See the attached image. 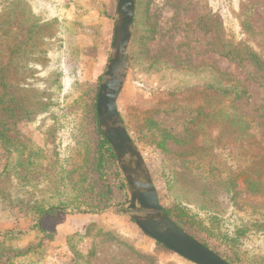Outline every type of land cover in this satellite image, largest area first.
I'll return each instance as SVG.
<instances>
[{
    "label": "rangeland",
    "instance_id": "374dc122",
    "mask_svg": "<svg viewBox=\"0 0 264 264\" xmlns=\"http://www.w3.org/2000/svg\"><path fill=\"white\" fill-rule=\"evenodd\" d=\"M105 3L114 15L118 0ZM75 4L86 7L88 0H0V78L18 85L31 84L30 88L16 90L18 96H27L47 89L52 71L61 73L60 83L53 88V105L41 114L25 118L19 112L12 114L9 104H0L1 128L6 135L17 143L42 150L41 165L30 175V183L19 180L12 169L1 174L7 162L12 161L0 151V190L10 194L7 196L10 200L0 204V235L10 230L29 232L25 240L7 243L11 253L37 244L35 232L30 231L34 220L30 210H19L20 201L47 204L59 189L58 167L67 157L73 129L66 107L68 100L76 96L77 81L94 97L109 61L114 32L105 38V24L91 12H77ZM149 5V20L155 34L148 39L147 48L149 57H159L160 62L152 68L135 61L129 65L118 110L145 161L162 207L187 206L207 223L200 230V239L216 252L225 254L226 235L250 219L252 206L259 208L255 217L264 218V195L248 191L242 172L243 165L250 157L256 159L260 150L252 144L255 140L250 138V132L244 135L240 129L225 134L242 135L241 143L237 144L225 139L227 145H233V151H238L240 159L236 155L230 160L225 154L215 155L211 149L193 145L199 139L206 143L204 137L210 140L212 127L206 116L202 117L200 126L194 121L196 95L180 90L208 81V68L214 67L246 86L249 99L240 103V108L256 117L253 130L259 128V123L264 124L263 74L247 61L237 62L222 54L230 42L250 45L258 51L264 49V0H151ZM31 29L34 33H29ZM141 35V27L134 26L131 55L136 49L137 56H141L139 44H135ZM103 47L104 59L99 57ZM23 51L32 53L25 56ZM13 53L18 54L19 61ZM23 63H28L30 68L20 73L18 66ZM35 101L32 100L30 108ZM149 120L195 147L183 157L161 152L151 139ZM120 174L126 183L121 171ZM229 174L237 175V180L227 187ZM128 206L95 215L59 214L46 221L44 228L55 235L53 241L45 242L44 259L38 264L70 263L73 254L66 238L76 232L82 236L76 239L78 250L84 261L88 259V264H152L143 256L154 253L156 241L125 214L130 212ZM209 216L215 218L210 221ZM246 248L251 253L264 250V235H250ZM160 257L161 264H192L174 253Z\"/></svg>",
    "mask_w": 264,
    "mask_h": 264
},
{
    "label": "trees",
    "instance_id": "16d2710c",
    "mask_svg": "<svg viewBox=\"0 0 264 264\" xmlns=\"http://www.w3.org/2000/svg\"><path fill=\"white\" fill-rule=\"evenodd\" d=\"M150 2L151 0H135L134 26L135 28L136 26L141 27L142 33L140 37L135 39V44H139L142 52L139 57L136 49L133 50L130 66L135 61L152 68L160 62L159 57H149L150 52L147 48L148 39L153 38L155 34L154 27L149 20ZM37 3L41 2L37 1ZM75 6L77 12L80 10H83V13L98 11L101 16H108L101 0H88L86 7L77 4ZM247 28L250 30L249 26ZM31 32H33L32 29L29 33ZM222 52L225 57L234 61L249 62L256 71L264 76V49L258 51L250 45L240 46L235 42H230L227 49ZM31 53V51L22 52L25 56ZM13 57L18 59V54L13 53ZM28 67L30 68L28 63H23L18 66L17 71L24 73ZM208 72L210 74L208 81L195 84V86L189 85L180 90L181 93L196 95L197 109L195 112H197V118L194 121H198L200 126L202 117L206 116L209 119L208 124L212 127L210 140L204 137L206 143L202 144L201 139H199L193 145L198 148L211 149L215 155L222 156L225 154L230 160L236 155L240 159L238 151H233V145H227L225 139L228 138L229 142L237 144L239 141L241 143L242 135L236 134V136L227 137L225 134L229 133L231 129H240L244 135L247 134V131L250 132L252 136L250 138H254L256 142L251 140V143L253 141L252 144L258 146L257 150L259 149L260 152L256 155V159L253 160L250 157L249 162L243 165L242 172L248 191L253 195H264V124L259 123V128L253 130L256 125V117L249 115L240 108V103L249 99L246 86L214 67H209ZM60 81L61 73L54 70L51 79L46 83L47 89L36 95L18 96L17 89L30 88L31 84L25 82L23 85H18L8 82L5 78H0V88L3 91V95L0 96V104H9L8 107L12 114L19 112L25 118L37 116L53 105V88L57 87ZM97 95L98 90L95 96L91 97L90 92L83 90L82 84L77 81L76 96L67 99L66 112L72 117L73 129L67 157L61 160L58 167L60 174L59 189L54 196L49 198L47 204L38 205L34 201L26 203L22 199L20 201L21 208L19 210L23 212L30 210L32 220H34V225L30 231L35 232L37 244L30 245L24 251L11 253L8 251L7 243L23 241L29 232L5 231L0 235L3 238L0 242V264L40 263L44 259L43 246L45 242L53 241L55 235L54 231L46 230L47 228H44L43 224H46V221L50 219H55L59 214L95 215L107 212L111 208H124L129 205L128 187L118 170L115 153L99 127L96 112ZM66 98L68 96L64 97L63 101ZM33 99L36 100V104L30 108ZM147 126L151 139L163 153L183 157L195 147H190L192 144L190 141L177 138L155 121L149 120ZM1 127L2 123L0 122V151L3 150L7 160L12 161V163L7 162L1 174L12 169L19 180L30 183V175L41 165L42 150L35 146L13 141ZM224 136L226 137L224 138ZM228 180L227 182L230 184L226 186L230 187L232 182L237 180V175L229 174ZM9 195L0 190V204L4 200H10L7 198ZM10 202L12 204V199ZM14 204L16 206V203ZM252 208L253 212L250 219L242 227L236 229L234 233L226 235L227 251L225 254L216 252L200 239V230L207 223L199 220L187 206L175 204L164 210L180 229L213 250L228 264H264V250L251 253L246 248V240L250 238V235H256V233L264 235V218L255 217L259 208L256 206H252ZM212 217L215 218V216ZM213 218L210 217V221ZM81 237V234L76 232L66 238V244L73 254V260L68 264H88V259L84 261V255L80 253L76 243V239ZM171 254L169 249L156 242L154 253L143 257L149 259L152 264H161L163 260L160 256L167 257ZM91 256L92 253H89L90 258Z\"/></svg>",
    "mask_w": 264,
    "mask_h": 264
},
{
    "label": "water",
    "instance_id": "95a60500",
    "mask_svg": "<svg viewBox=\"0 0 264 264\" xmlns=\"http://www.w3.org/2000/svg\"><path fill=\"white\" fill-rule=\"evenodd\" d=\"M134 20L135 0H118L109 61L96 102L100 130L128 186L130 212L125 214L145 235L192 264H228L166 214L145 161L123 124L117 103L129 72Z\"/></svg>",
    "mask_w": 264,
    "mask_h": 264
},
{
    "label": "crops",
    "instance_id": "0c3cea01",
    "mask_svg": "<svg viewBox=\"0 0 264 264\" xmlns=\"http://www.w3.org/2000/svg\"><path fill=\"white\" fill-rule=\"evenodd\" d=\"M102 2H106L107 0H101ZM104 3H103V5H104ZM106 4V6L104 7V11L106 12V14L108 15L107 17H103V16H101V14H100V12H98V11H93V12H91V15H93L94 16V18H96V19H100L101 21H100V23L101 24H105V27H106V31H105V38H106V36L108 37L109 36V33L110 32H114V15L112 14V13H110V6L107 4V3H105ZM109 6V7H108ZM114 12V11H113ZM115 13V12H114ZM110 25H111V27H112V29L110 30ZM105 48L103 47L102 49H101V51H100V54H99V57L100 58H102V59H104V57H105V55H104V50Z\"/></svg>",
    "mask_w": 264,
    "mask_h": 264
}]
</instances>
